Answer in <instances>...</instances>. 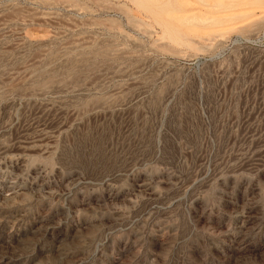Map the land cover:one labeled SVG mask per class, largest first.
Segmentation results:
<instances>
[{
    "label": "rangeland",
    "instance_id": "1",
    "mask_svg": "<svg viewBox=\"0 0 264 264\" xmlns=\"http://www.w3.org/2000/svg\"><path fill=\"white\" fill-rule=\"evenodd\" d=\"M0 264H264V0H0Z\"/></svg>",
    "mask_w": 264,
    "mask_h": 264
}]
</instances>
